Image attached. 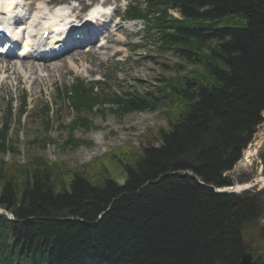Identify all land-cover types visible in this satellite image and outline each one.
<instances>
[{
    "label": "trees",
    "instance_id": "1",
    "mask_svg": "<svg viewBox=\"0 0 264 264\" xmlns=\"http://www.w3.org/2000/svg\"><path fill=\"white\" fill-rule=\"evenodd\" d=\"M150 11L158 48L191 67L192 78L160 98L109 94L104 87L95 94L76 85L58 100L68 98L80 121L79 113L92 114L104 103L115 105L113 115L120 116L154 112L159 101L175 96L182 110L159 132L157 147L124 163L121 186L108 178L90 183L74 170L63 187L64 174L48 170L41 159L28 165L23 183L0 169V208L14 217L0 214V264L240 261L241 228L254 216L257 196L214 189L231 185L224 174L262 122L264 0H154ZM6 112L2 153L15 151L7 142L11 106Z\"/></svg>",
    "mask_w": 264,
    "mask_h": 264
},
{
    "label": "rangeland",
    "instance_id": "2",
    "mask_svg": "<svg viewBox=\"0 0 264 264\" xmlns=\"http://www.w3.org/2000/svg\"><path fill=\"white\" fill-rule=\"evenodd\" d=\"M171 14L174 18L178 16ZM121 25L123 27L112 37L109 44L112 48L108 51L113 54L115 46L125 48L120 55L107 59L96 55L95 58L94 54H76L72 55L75 66L68 63L67 57L44 68L27 64L17 67L16 72H0V129L4 127V115L11 104L7 142L15 149L14 152H0V169L5 168L7 175L14 172L15 184L26 179L25 171L33 159H41L48 170L59 177L60 171L64 174L61 178L63 187L74 170L83 171L90 183L99 184L108 178L121 186L126 177L124 163L133 160L145 147H157L159 132L165 131L169 121L176 119L182 104L171 96L159 101L154 112L116 116L104 108L103 113H99L100 110L92 115L79 113L82 121L77 120L76 112L70 113L64 106L57 105L49 114L51 126L43 129L45 116L40 107L55 101L56 87L68 86L75 79L90 83L102 75H109L114 77L110 91L160 98L162 93L168 96L169 88L177 87L195 75L191 67L181 64L169 52L159 53L148 44L151 40L146 38L142 22L134 26L128 22ZM118 36L122 37L120 41ZM132 45L137 46L134 52ZM23 93L27 96L28 106L20 113L19 100ZM69 138L74 147L72 143L66 144ZM258 139L261 142L249 158V164H237L224 176L231 181V186L247 185L237 194L257 196L256 212L242 225L241 233L253 259L264 264V111L262 122L246 148L255 145Z\"/></svg>",
    "mask_w": 264,
    "mask_h": 264
},
{
    "label": "bare ground",
    "instance_id": "3",
    "mask_svg": "<svg viewBox=\"0 0 264 264\" xmlns=\"http://www.w3.org/2000/svg\"><path fill=\"white\" fill-rule=\"evenodd\" d=\"M61 11H63L62 9H55V13H57V14H61L62 12ZM39 13H41L42 14V9L39 11ZM55 17L56 15L54 14V15H48V18L49 17ZM45 20V19H44ZM45 23H46V20H45ZM118 39H121V36H118ZM112 41V38H111V36H109L108 38H107V40H106V42H111ZM119 41V40H118ZM96 56H99V55H97V53H94ZM95 55H93V57H95L96 58V56ZM41 57H43V56H38V58H41ZM44 59H47L46 57L44 58ZM99 59V58H98ZM22 66V65H21ZM22 67H24V66H22ZM19 69L15 66V65H12V64H6V63H1L0 64V72L2 73V74H5V73H9V72H16V71H18ZM91 72H93V70H91ZM261 142V140L260 139H258V141L255 143V145H253V146H250V147H248V148H246V149H244V151H243V156H242V159H241V161L239 162V165L238 166H245V165H248L249 164V158L250 157H252L253 155H254V153L256 152V149L258 148V145H259V143ZM246 187H247V185L244 187L243 185H239V184H236V185H234V187L231 189V191H234V194H237L236 192H240V191H243L244 189H246Z\"/></svg>",
    "mask_w": 264,
    "mask_h": 264
},
{
    "label": "water",
    "instance_id": "4",
    "mask_svg": "<svg viewBox=\"0 0 264 264\" xmlns=\"http://www.w3.org/2000/svg\"><path fill=\"white\" fill-rule=\"evenodd\" d=\"M242 157V155H241ZM241 159V158H240ZM238 164V162L234 165V167ZM185 175H189L188 173L185 174ZM234 186H230V187H226V188H223V189H216L215 191L217 193H227V192H233L231 191V189L233 188ZM237 264H257V262L255 260H253V257H252V254L250 252L247 251V248L246 246L244 245L243 248H242V254H241V258H240V261L237 263Z\"/></svg>",
    "mask_w": 264,
    "mask_h": 264
},
{
    "label": "clouds",
    "instance_id": "5",
    "mask_svg": "<svg viewBox=\"0 0 264 264\" xmlns=\"http://www.w3.org/2000/svg\"><path fill=\"white\" fill-rule=\"evenodd\" d=\"M9 217H10V218H14V217H11V215H10V214H9Z\"/></svg>",
    "mask_w": 264,
    "mask_h": 264
}]
</instances>
